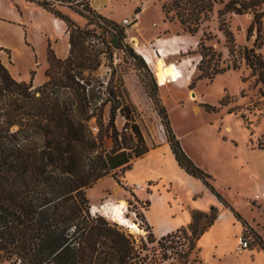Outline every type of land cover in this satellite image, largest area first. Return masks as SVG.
<instances>
[{"label": "rangeland", "instance_id": "obj_1", "mask_svg": "<svg viewBox=\"0 0 264 264\" xmlns=\"http://www.w3.org/2000/svg\"><path fill=\"white\" fill-rule=\"evenodd\" d=\"M17 1L0 0V16L12 21L18 18ZM21 1L26 5L22 10L26 24L23 28H29L26 36L32 45L27 40L24 43L17 29L0 26V43L9 46L0 45V48L7 51L0 52V60L13 79L32 82L34 87H38L47 80L44 73L48 68V42L44 40L43 34L51 27V18L36 8L51 13L36 2L49 3L48 9L58 11L80 28L94 29L95 33L99 29L95 25H88L91 14L83 6L77 7L64 0ZM227 1L221 0L214 5L209 21L203 23L193 36L185 32L175 18L171 21L165 19L160 9L163 0H83L94 13L120 27H123V20L132 21L131 26L123 27L126 37L123 43L129 45L138 56L133 58L111 46V54L108 52L99 56L100 65L97 70L85 73L84 76L90 80V88L95 89V96L99 97L97 107L109 97L107 90L111 87L115 91L124 92L125 105H128L131 119L127 121L117 110L114 125L119 132L126 123L137 125L143 150L166 141L160 117L145 88V85L150 88L155 86L171 129L190 152V159L200 168L206 167L212 174L210 183L215 180V187L230 205L248 222L259 224L264 235V198H259L264 188V153L258 152L263 151L258 148L259 144L264 145V85L252 76L245 62L249 50L264 57V16L261 18V38L256 43L261 42L262 46L257 49L256 28L251 38L247 39V29L253 21V15H220ZM261 10L264 11V5ZM0 20L5 21V18L0 17ZM10 20L7 21L15 24ZM53 37L56 54L62 56L67 50L65 54L68 56L66 25ZM132 38L137 39L141 49L148 50L149 54L160 53V58L171 73H176L177 79L159 83L154 71L135 52ZM158 40L164 42L161 49ZM100 41L94 43L106 52ZM199 44H202V52L206 54L202 62L198 54ZM202 73L213 75V78L203 77ZM115 99L120 100L118 96ZM111 101L101 110L94 111L96 118L89 123V126L98 128V135H105L110 108L114 107ZM205 106H208V111ZM117 141L128 147L125 150L133 158L132 150L138 141L130 138L129 142L123 144L120 136ZM111 147L112 144L108 143L104 149L109 150ZM115 172V176L109 175L85 190L90 205L89 213L104 217L101 212L91 210V207L98 210L104 207L102 212L107 215L104 218L133 238L142 257L149 264H202L196 249V235L209 218L199 214L192 217L196 235L186 230V234L177 233L161 244H158L159 239L155 237L154 243H147L150 229L146 228V223L140 217L143 216L145 201L137 202L134 191L138 189L135 185L125 184L120 169ZM140 194L143 196L144 190ZM119 203L125 207V218L135 223L141 232L133 233L110 219L107 213ZM207 215L212 216L210 210ZM197 216L201 217L197 219ZM253 240L250 244L252 247L257 245V241ZM230 253L225 260L210 264H249L245 254ZM255 264L263 263L256 261Z\"/></svg>", "mask_w": 264, "mask_h": 264}, {"label": "trees", "instance_id": "obj_2", "mask_svg": "<svg viewBox=\"0 0 264 264\" xmlns=\"http://www.w3.org/2000/svg\"><path fill=\"white\" fill-rule=\"evenodd\" d=\"M163 1L160 9L165 19L171 21L175 18L183 30L193 36L203 23L209 21L214 5L221 2ZM36 3L65 23L69 52L65 59H59L48 45V68L44 73L47 80L38 87L32 82L13 79L0 60V264H149L131 236L104 217L89 213L90 205L85 194V190L99 180L115 176L116 170L120 169L122 173L129 170L132 159L149 151L140 145L142 138L137 125L126 123L120 132L114 125L117 110L127 121L131 119L124 92L111 87L107 90L109 97L97 107L99 97L95 96V89L90 88L91 82L84 76L97 70L99 56L111 54V46L133 58L138 56L123 43L126 38L124 28L94 13L88 3H84L91 14L88 25H95L98 33L94 29L78 27L58 11L48 9L45 2ZM263 5L264 0H228L220 14L251 13L253 21L247 29V39L256 28L257 49L262 46L261 42L256 43L261 38ZM99 39L106 52L94 43ZM202 49L199 44L200 62L206 57ZM1 51L7 53L2 48ZM245 62L252 76L264 85V57L249 50ZM201 76L213 78V75L204 73ZM145 88L178 166L199 180L223 207L233 211L210 183L211 175L196 166L183 151L171 129L167 112L160 105L156 87L145 85ZM117 96L119 101L115 99ZM111 100L114 107L110 108L105 135L97 133L94 136L89 126L96 118L94 111L101 110ZM205 108L208 111V106ZM119 136L123 144L130 138L138 141L132 150L133 158L125 150L128 147L118 143ZM108 143L112 147L106 150L104 146ZM258 148L264 150V145L259 144ZM210 213L211 217L199 214L209 221L197 235L191 223L187 229L161 237L158 244L177 233L186 234V230L198 240L216 220L217 209L210 207ZM234 214L240 220L239 215ZM196 215L194 212L192 217ZM140 217L144 220L143 216ZM146 228H149L147 223ZM252 235L264 250V243ZM146 240L147 243L155 242L151 230Z\"/></svg>", "mask_w": 264, "mask_h": 264}, {"label": "crops", "instance_id": "obj_3", "mask_svg": "<svg viewBox=\"0 0 264 264\" xmlns=\"http://www.w3.org/2000/svg\"><path fill=\"white\" fill-rule=\"evenodd\" d=\"M21 2V0L16 2L19 7V10L16 9V13L19 17L12 21L1 15L0 17L5 18V21L0 20V26H10L17 29L25 43L29 28H23L25 21L22 10L26 5ZM36 9L51 18V27L43 34V37L56 54L53 36L58 30L62 31L65 24L44 10ZM7 20L15 24H10ZM27 42L30 43V40H27ZM0 45L9 47L2 43ZM65 52L62 56L56 55L60 59H65L67 56V52L66 54ZM176 138L179 140L183 151L190 158V152L181 143L179 137ZM258 152L264 153V150ZM193 163L199 167L197 163ZM201 167L206 173L212 175L206 170L205 166ZM122 179L127 186H140L138 190L134 191V194L137 202L145 201L142 214L153 236L157 239L179 229H187L193 223L192 212L207 215L210 207L217 209L216 220L196 241L197 253L202 264H210L213 261L221 262L228 255H231L230 252L236 254L238 238L243 234L244 227H248L256 238L264 243V235L259 224L248 222L236 208L232 207L215 187V180L212 181V186L231 206L233 211L223 207L199 180L186 174L178 166L166 141L151 147L146 154L132 160L130 169L123 172ZM141 187L147 188L142 189ZM142 190H144L143 196L140 194ZM259 198L260 200L264 198V188L260 191ZM234 213L239 215L240 220L235 217ZM241 254L246 255L245 260H248L249 264H255L256 261L264 264V250L261 249L258 243L256 246H251L248 250L241 252Z\"/></svg>", "mask_w": 264, "mask_h": 264}, {"label": "bare ground", "instance_id": "obj_4", "mask_svg": "<svg viewBox=\"0 0 264 264\" xmlns=\"http://www.w3.org/2000/svg\"><path fill=\"white\" fill-rule=\"evenodd\" d=\"M131 41H132V45L135 49V52L138 55L142 56V58L144 59L146 64L154 71L155 76H156L159 83L169 82V79H171V80L177 79L176 73H171L170 69L164 64L163 59L160 58V56H161L160 53L155 52V55L150 53L149 56H144L145 53L142 52L143 50L141 49L137 39L132 38ZM157 43L161 49L164 42L161 40H158ZM146 51H148V50H146ZM193 100H195V99H193ZM91 210H92V212H94V211L101 212L104 217H107L105 212H102L104 210V207H100V210H98V208H96V207H91ZM107 214L110 215L111 220L116 222L118 225L130 230L131 232H133V233L141 232L135 223H131L125 218V215H124L125 214V207H124L123 203H119L116 206H114V210L112 209V211L110 213H107Z\"/></svg>", "mask_w": 264, "mask_h": 264}, {"label": "built area", "instance_id": "obj_5", "mask_svg": "<svg viewBox=\"0 0 264 264\" xmlns=\"http://www.w3.org/2000/svg\"><path fill=\"white\" fill-rule=\"evenodd\" d=\"M64 1H67L68 3L74 4L77 7H82V6L84 7L83 0H64ZM47 4H48V7H49L50 4L49 3H47ZM121 23H122L123 27H128V26H131L133 24L131 20H127V19L123 20ZM142 52L145 53L144 56H149L148 51H146V50L144 51L143 50ZM154 55H155V53H154ZM90 131L95 136L97 134V132H98V128L91 125L90 126ZM124 131L126 132L127 130L124 129ZM135 187L137 189L140 188V186H138V185H135ZM252 236L253 235L250 232V230L247 227H245L244 231H243V234L238 238V245L236 247V252L237 253H241V252H243L245 250H248L250 248V246H251L250 244H251V241H252Z\"/></svg>", "mask_w": 264, "mask_h": 264}]
</instances>
